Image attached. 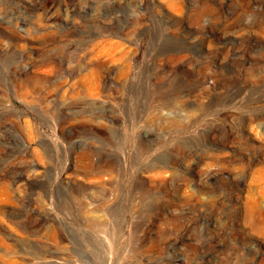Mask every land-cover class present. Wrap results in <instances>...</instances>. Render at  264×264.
Here are the masks:
<instances>
[{
    "label": "rangeland",
    "instance_id": "374dc122",
    "mask_svg": "<svg viewBox=\"0 0 264 264\" xmlns=\"http://www.w3.org/2000/svg\"><path fill=\"white\" fill-rule=\"evenodd\" d=\"M0 264H264V0H0Z\"/></svg>",
    "mask_w": 264,
    "mask_h": 264
}]
</instances>
